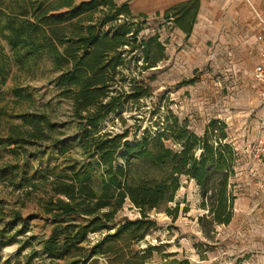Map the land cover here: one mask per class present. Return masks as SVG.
<instances>
[{
	"label": "trees",
	"instance_id": "1",
	"mask_svg": "<svg viewBox=\"0 0 264 264\" xmlns=\"http://www.w3.org/2000/svg\"><path fill=\"white\" fill-rule=\"evenodd\" d=\"M199 6L200 0H186L166 9L164 17L189 36ZM145 22L147 15H134L128 1L0 0V90L10 67L5 41L19 67L37 66L42 55H48L60 72L53 81L59 96L72 102L70 134L63 136L47 111L36 110L23 114L22 123L12 125L6 137L7 145L22 148L36 138V188H42L40 202L53 224L50 234L39 240L49 264H100L99 256L118 264H146L157 247L138 250L130 245L142 240L155 224L149 211L174 201L182 175L200 187L201 207L206 210L199 217L202 224L232 221L237 197L232 178L240 156L224 121L212 119L198 135L187 119L180 121L168 113L162 129L133 144L126 134L99 128L125 102H137L149 93L142 79L133 78L130 91L125 89L123 82L130 76L126 72L130 57L125 53L142 52V71L165 58L158 33L140 34ZM16 94L27 93L16 90ZM168 139L178 147L168 145ZM44 157L48 160L41 164ZM128 200L142 216L126 218L110 231ZM3 208L0 200V213L10 217L0 218V249L18 241L16 235L29 228L19 210L4 213ZM19 223L22 228L11 233ZM103 231L90 247L83 245L89 234ZM120 242L128 245L127 251H122ZM0 264L22 263L0 259Z\"/></svg>",
	"mask_w": 264,
	"mask_h": 264
},
{
	"label": "rangeland",
	"instance_id": "2",
	"mask_svg": "<svg viewBox=\"0 0 264 264\" xmlns=\"http://www.w3.org/2000/svg\"><path fill=\"white\" fill-rule=\"evenodd\" d=\"M125 1L134 9V4H144L148 0H117L120 4ZM164 12L147 15L140 34L158 33L165 44V58L157 66L142 71V52L125 53L130 57V68L126 70L130 76L123 82L125 89L129 90L135 79H142L150 87L148 95L137 102L132 99L125 102L123 108L112 112L99 128L113 134H126L125 139L133 144L144 134L162 129L168 113L177 115L180 121L187 119L189 127L198 135L204 134L212 119L224 121L229 140L240 156L232 178L237 197L229 224H202L199 217L206 210L201 207L200 187L194 179L182 175L174 201L149 211L148 218L155 224L130 248L142 250L155 245L157 248L146 264H264V187L252 173V167L257 166L254 161L257 145L264 139V107L252 76L253 58L246 54L245 61L238 59L236 65L224 56L216 55L215 61L209 59L212 42L206 44L207 50L202 54L198 49L200 43L191 37L192 33L187 36L172 20L164 17ZM137 19L142 21L143 18ZM3 44L10 57V67L0 90V200L4 213L8 209L19 210L29 228L26 233L16 235L18 241L0 249V259L22 264L27 260L31 264H49L50 258L41 250L39 240L50 234L53 224L40 202L42 188H36L39 167L36 138L22 148L7 145L6 137L12 125L22 123L23 114L36 113V110L47 111L63 136L70 134L74 129L72 102L59 96L53 81L60 72L53 68L48 55L43 54L37 66L19 67L13 60L12 48L5 41ZM199 61L200 64H196ZM16 90L27 94L19 97ZM166 143L178 147L172 139ZM47 160L44 157L40 162L45 164ZM141 216L140 210L128 200L110 231H115L126 218ZM0 218L10 219L1 213ZM21 228L19 223L11 233ZM105 233L89 234L83 245L90 247ZM119 246L122 251L128 249L126 243L120 242ZM99 261L100 264H118L110 262L107 256H99Z\"/></svg>",
	"mask_w": 264,
	"mask_h": 264
},
{
	"label": "crops",
	"instance_id": "3",
	"mask_svg": "<svg viewBox=\"0 0 264 264\" xmlns=\"http://www.w3.org/2000/svg\"><path fill=\"white\" fill-rule=\"evenodd\" d=\"M183 1L186 0H148L144 4H134V9L129 5L134 15H149ZM191 33V37L200 43L198 49L202 54L207 50L206 44L212 42L208 53L209 59L214 61L216 55L224 56L236 65L238 59L244 60L246 54H250L253 76L259 50L264 44V0H200Z\"/></svg>",
	"mask_w": 264,
	"mask_h": 264
},
{
	"label": "built area",
	"instance_id": "4",
	"mask_svg": "<svg viewBox=\"0 0 264 264\" xmlns=\"http://www.w3.org/2000/svg\"><path fill=\"white\" fill-rule=\"evenodd\" d=\"M253 78L258 84L257 90L260 104L264 107V44L259 50V60L253 68ZM254 161L257 166L252 167V173L257 176L259 185L264 187V139H261L257 145Z\"/></svg>",
	"mask_w": 264,
	"mask_h": 264
}]
</instances>
